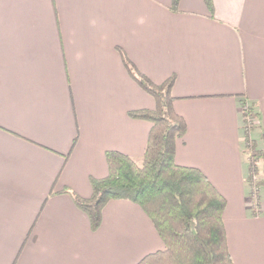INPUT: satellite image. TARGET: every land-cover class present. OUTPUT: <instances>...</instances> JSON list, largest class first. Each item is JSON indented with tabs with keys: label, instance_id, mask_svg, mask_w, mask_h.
<instances>
[{
	"label": "crops",
	"instance_id": "1",
	"mask_svg": "<svg viewBox=\"0 0 264 264\" xmlns=\"http://www.w3.org/2000/svg\"><path fill=\"white\" fill-rule=\"evenodd\" d=\"M0 0V264H136L163 248L135 204L108 202L91 230L64 193L87 198L106 151L141 160L154 102L122 50L152 82L174 76L187 131L178 165L199 169L225 199L235 264H264V172L250 203L249 140L264 151V0Z\"/></svg>",
	"mask_w": 264,
	"mask_h": 264
},
{
	"label": "trees",
	"instance_id": "2",
	"mask_svg": "<svg viewBox=\"0 0 264 264\" xmlns=\"http://www.w3.org/2000/svg\"><path fill=\"white\" fill-rule=\"evenodd\" d=\"M180 0H172L176 9ZM212 14V0H202ZM121 61L136 85L153 99L151 109L127 112L131 119L150 123L140 163L118 151H106L107 173L90 177L91 194L80 197L66 189L83 212L91 230L102 220L110 201L124 200L137 205L149 218L163 243L161 250L146 254L136 264H235L229 253L223 225L225 199L197 168L175 162V146L187 131L185 120L173 109L174 76L152 82L120 50ZM244 152L248 157V185L259 189L263 181L253 180L264 172V151L249 140L257 113L243 102ZM250 191V190H249ZM250 193V192H249Z\"/></svg>",
	"mask_w": 264,
	"mask_h": 264
},
{
	"label": "built area",
	"instance_id": "3",
	"mask_svg": "<svg viewBox=\"0 0 264 264\" xmlns=\"http://www.w3.org/2000/svg\"><path fill=\"white\" fill-rule=\"evenodd\" d=\"M255 179H256V177H253V180H255ZM249 196L254 199V200L252 199L251 205L254 207V209L257 208V206H258L257 188L255 189L254 186H251Z\"/></svg>",
	"mask_w": 264,
	"mask_h": 264
},
{
	"label": "rangeland",
	"instance_id": "4",
	"mask_svg": "<svg viewBox=\"0 0 264 264\" xmlns=\"http://www.w3.org/2000/svg\"><path fill=\"white\" fill-rule=\"evenodd\" d=\"M253 124H254V121H253ZM137 163H140V160H137ZM258 178H260V175H259L258 177H256L257 180H258ZM256 179H255V180H256ZM249 189H251V188H250V185H249ZM255 189H256V187H255ZM252 199H253V198L250 197V203H252V202H251ZM253 200H254V199H253ZM252 208H253V211H254L255 213H257V212H258L259 205H258L257 208H255V209H254L253 206H252Z\"/></svg>",
	"mask_w": 264,
	"mask_h": 264
}]
</instances>
